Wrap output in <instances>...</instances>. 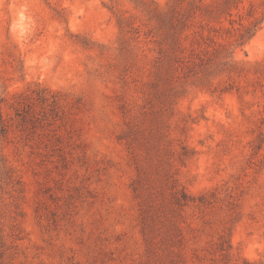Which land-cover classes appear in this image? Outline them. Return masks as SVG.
I'll return each mask as SVG.
<instances>
[{"label":"rangeland","instance_id":"rangeland-1","mask_svg":"<svg viewBox=\"0 0 264 264\" xmlns=\"http://www.w3.org/2000/svg\"><path fill=\"white\" fill-rule=\"evenodd\" d=\"M149 16L0 0V264H264V25L156 81Z\"/></svg>","mask_w":264,"mask_h":264},{"label":"trees","instance_id":"trees-1","mask_svg":"<svg viewBox=\"0 0 264 264\" xmlns=\"http://www.w3.org/2000/svg\"><path fill=\"white\" fill-rule=\"evenodd\" d=\"M131 1L155 22L145 34L157 44L156 81L224 71L235 62V50L264 25V0H168L165 7Z\"/></svg>","mask_w":264,"mask_h":264}]
</instances>
